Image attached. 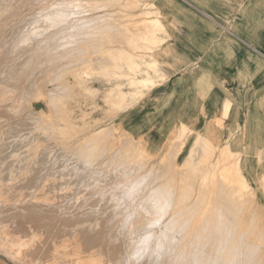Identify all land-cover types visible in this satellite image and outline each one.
<instances>
[{
  "label": "rangeland",
  "instance_id": "rangeland-1",
  "mask_svg": "<svg viewBox=\"0 0 264 264\" xmlns=\"http://www.w3.org/2000/svg\"><path fill=\"white\" fill-rule=\"evenodd\" d=\"M15 40L26 60L0 76L15 98L0 111V178L18 156L56 180L53 201L148 194L155 241L169 236L138 264H228L207 254L227 235L250 256L235 264H264V0H0V49Z\"/></svg>",
  "mask_w": 264,
  "mask_h": 264
},
{
  "label": "bare ground",
  "instance_id": "bare-ground-1",
  "mask_svg": "<svg viewBox=\"0 0 264 264\" xmlns=\"http://www.w3.org/2000/svg\"><path fill=\"white\" fill-rule=\"evenodd\" d=\"M57 19H54V20H57ZM96 19H98V18H96ZM49 21H52V20H49ZM58 24L60 25V23H58ZM52 25L54 27V24H52ZM51 29H53V28H51ZM54 29H56V28H54ZM32 33H35V31H33ZM45 34H47V33H45ZM39 37H40V34H39ZM20 38H23V37H20ZM43 40L44 39H42V41ZM39 41L41 42V40H39ZM47 41L48 40H46V42ZM4 42H8V41H5L4 40ZM5 44H3L4 46H2V48L0 49V76L3 78L2 80L13 81L18 76L17 68L20 65H23L22 64L23 61L26 60V59L23 58V55H25L23 53V49L24 48L22 49L21 46H19L17 44L16 40L9 42V44H7V43H5ZM39 47H40L39 49H41V46L40 45H39ZM34 51H35V49H34ZM25 52H27V51H25ZM28 55H29V53H28ZM32 56H34V55H32ZM32 56H30V57H32ZM26 62H28V61H26ZM12 66H16V68L15 67H12ZM25 67H27V66H25ZM23 72L20 73L21 76H22ZM53 77H54V75H53ZM2 80H0V81H2ZM17 80H19V79H17ZM8 83H10V82H8ZM10 84H12V82ZM13 85H14V83H13ZM13 85H11L12 88L14 87ZM11 87H9V88H11ZM14 88H18V87H14ZM15 96H17V95H15ZM16 98H18V97H16ZM13 99H15V98H14V94H12V91H8V90H6V88L4 90L3 89L0 90V111L3 108H7L6 110H9V108L12 105ZM114 103H116V102H114ZM7 112H5V113H7ZM3 113L4 112L2 111V115H4ZM4 116L9 117L8 115H4ZM1 117H3V116H1ZM10 120H12V119H10ZM0 123H2V120L0 121ZM12 158L13 159H11V161H10V164H12V165L9 164L10 167H8V169L5 172V174H3L2 178H0V193H1L2 190L7 189V190H4V191L5 192L8 191L10 193L9 196L12 197V199H11V198H9L7 196H4L5 198L7 197L9 200L11 199L10 202L7 203V201H9V200L8 199L7 200H5V199L4 200L3 199L1 200V198H2L1 196L7 195L8 192H6V193L3 192V193H5L3 195L0 194L1 195L0 196L1 197L0 198V249L6 251L4 255H6V253L8 252L7 255L9 254L10 255L9 257H11V258L12 257L13 258L15 257V258H17V261L19 259L20 261L24 262L25 264H138L139 261L141 259H143L144 257H146V255L148 253L150 255V253L152 251L151 250V247L155 248L157 245H158V247H160L161 245L164 244V240H166L167 237L169 236V235L166 234L167 236H166V238H164L163 241H162V239L160 241L158 240L157 242L159 244H157V242L155 241L156 232L154 230L156 229V227L159 228L158 225L160 224L161 218H163V216H162V210H160V208H157V207H155V208H152L151 207L150 208V206L148 205V201H149V198H150L148 196V194H146L145 196H143L142 199H141V201L139 200L138 202H132V201L130 202L129 201L130 199H128V201L121 200V197L122 196L119 197L120 194H117V195H119V196H117L116 195V192L115 193L113 192L115 195H110V196H107L106 195V197H108L106 199H109V200L103 202V205L100 206L99 205L100 202L99 203H96L94 200H90V201L89 200H86L88 198V196H87L86 189H85L84 191H85L87 197L84 196V198H82V197H79V195H78L79 199L76 197L78 200H70L69 199L70 201H68V200L67 201L66 200L61 201L60 200V202H58L59 199L58 200L56 199L57 201H55V199H54V201H53V200H51V194H52V192L50 191V193H48V191H49L48 189H52V187H53V183L54 182L52 183L50 181V180H53V179H49L50 182L49 181L48 182L46 181L47 183L44 182L45 179H44V176H43V172H42V170H40L41 168L38 167V165H37L38 163L37 164H34V165H29V163H26V165L25 164L23 165L21 163L23 162L24 158L19 159L18 156L12 157ZM40 164H42V162ZM74 168H76V167H74ZM221 171H222V169H221ZM83 173H84V171H83ZM222 177H223V173H222ZM114 178H116V177H114ZM214 178H215V176H214ZM65 179H66V181H70V178L67 179L66 176H65ZM118 179H120V178H118ZM4 180H6L5 182H7V183H5ZM58 180H62V179L61 178L60 179L58 178ZM115 180H114V182H115ZM219 180H221V179H219ZM53 181H55V183H56V180H53ZM127 181H129V180H127ZM143 181H144V178H143ZM119 182H120V180H119ZM132 182H133V184H130V185H134L135 182L134 181H132ZM213 183H216V182H213ZM43 184H45V186ZM107 184H108V182H107ZM233 184H234V182H233ZM93 185H94V183H93ZM69 186H71V185H69ZM69 186H67V187H69ZM115 186H117V185L115 184ZM164 186H166V185H164ZM42 187H43V189H47V190L44 191V192L43 191H40V190H42ZM219 187H220V185H219ZM99 188H100V186H99ZM158 188L160 190H162L161 189L162 187L161 188L158 187ZM68 189H71V187L68 188ZM133 189H134V187H133ZM228 189L231 190V188H228ZM53 191H56V190H53ZM58 191L59 190H57V192ZM63 191H67V189H65V190L63 189ZM72 191H73V189L70 192H72ZM80 191L81 190H79V192ZM82 191H83V189H82ZM87 191H88V189H87ZM126 191H127V187L124 188V192H126ZM131 191H130V193H131ZM157 191H158V189H157ZM226 191H228V190H226ZM262 191H264V189ZM70 192H68V193L70 194ZM159 192H155L154 195L156 193H159ZM164 192H166V191H164ZM54 193H56V192H54ZM85 193H83V194L85 195ZM100 193H99V195H100ZM106 193H107V191H106ZM161 193L163 194V192H161ZM88 194L91 196L92 193L89 192ZM54 195H56V194H52L53 198H54ZM60 195L62 197V194H60ZM96 195L98 197V194H96ZM134 195H135V193H134ZM184 195H185V192H184ZM61 197H59V198H61ZM125 197L126 196H124V198ZM210 197H209V199H210ZM232 197L233 196H231L230 198H232ZM234 197L237 198V194ZM57 198H58V196H57ZM74 198H75V196H74ZM74 198H72V199H74ZM157 198H160V197H157ZM167 198H168V196H167ZM167 198H165V199H167ZM63 199H64V197H63ZM89 199H90V197H89ZM99 199H96V200L99 201ZM147 199H148V201H147ZM152 199H153V197H152ZM4 201H6V202L4 203ZM11 201H12V203L14 201V203H13V205H11V207H9L8 205H10ZM156 201H157V199H156ZM156 201H155V203H156ZM209 202H208V204H209ZM160 203H161V201H160ZM200 204H201V202H200ZM222 204H223V202H222ZM97 205H99L100 207H98ZM163 205H165V203ZM232 205H233V201H232ZM229 207H230V205H229ZM41 211H45V212H47V214H50L48 216L42 215V217H46V220H44V218L42 219L41 216H40L41 219H38L39 215H38V217H35L36 213L37 212H41ZM206 214H207V212H206ZM220 215H219V217H221ZM222 217H223V215H222ZM203 220H204V218H203ZM218 220H220V219H218ZM228 222H230V220H228ZM238 222H239V220H238ZM216 223H217V220H216ZM220 223L222 224V222H220ZM221 224H220V226H221ZM226 224H227V221H226ZM163 226H165V225H163ZM231 226H233V225H231ZM206 227H205V229H206ZM226 228H229V227H226ZM170 231L174 232L173 237H176L178 235V233L182 232V231L179 232L178 229L177 230L174 229L173 223H171ZM229 232H230V230H229ZM166 233H168V232L166 231ZM230 233H228V234H230ZM164 234H165V232H164ZM75 235H79L80 236V237H78V239L80 238L79 239L80 241L75 237L76 240H78L79 242H77V241L76 242L75 241L70 242V241H72V238H74ZM160 235L161 234H159V236ZM234 235H235V233H234ZM242 235H243V233H242ZM163 236H165V235H163ZM201 236H202V234H201ZM231 236L232 235H230V236L227 235L225 237L224 236L221 237V239L218 240V242H216L215 245L212 247L213 249L211 248L212 249V253L211 252L210 253H207L208 254V257L211 259L212 258V255H214L215 253H217V256L219 255L218 258H221L223 256V258L228 261V264H235L237 262L239 263L240 261H242L244 259H247V257L249 255L248 254H245V251H244V248L245 247H244V244L242 243V240H240V239H238V240H235V239L232 240L233 238ZM190 237H191V235H190ZM203 238H204V236H203ZM218 238H219V236H218ZM69 239H70V241H69ZM107 239L108 240L110 239L111 242L110 241L107 242V243H110V244H107L106 243V240ZM184 239H185V243L186 244H188V243L191 242L190 241L191 239H188V238L186 239V236H185ZM179 240H180V238H179ZM95 241H98V242L99 241H102L103 244L101 243L102 245H100L99 244L100 242L97 243ZM173 242H175V241H173ZM97 244H99V245H97ZM172 244H174V243H172ZM193 249H195V247ZM173 250L171 249L169 251H172L173 252ZM224 250H225V252H224ZM229 250H230V252H229ZM252 250H254V249H252ZM4 251H2V252H4ZM193 251H195V250H193ZM195 252H197V249H196ZM195 252H191V254L189 252V255H190V258L191 259H193L192 257H194L195 260H196V258H199L200 256H202V255H198V253L196 254ZM222 252H224V253H222ZM180 254H179V257H180ZM184 254H185V252H184ZM176 255H178V254H176ZM164 256H166V254ZM185 256H187V255H185ZM224 256H226V257H224ZM147 257H149V256L147 255ZM208 257L206 258V260L208 259ZM150 258H151V255H150ZM157 258H155L154 261ZM182 258H184V257H182ZM223 258H221V259H223ZM249 258H250V256H249ZM175 259H176V257H175ZM210 259H209V261H210ZM150 261H152V260L150 259ZM161 261H162V258H161ZM175 261L176 260H174V262ZM182 261H184V260H181V262ZM24 263H22V264H24ZM198 263H199V261H198Z\"/></svg>",
  "mask_w": 264,
  "mask_h": 264
},
{
  "label": "crops",
  "instance_id": "crops-1",
  "mask_svg": "<svg viewBox=\"0 0 264 264\" xmlns=\"http://www.w3.org/2000/svg\"><path fill=\"white\" fill-rule=\"evenodd\" d=\"M240 39H241V38H240ZM243 40H244V39H243ZM243 40H242V41H243ZM248 44H249V43H248ZM250 44H251V43H250ZM263 117H264V116H263Z\"/></svg>",
  "mask_w": 264,
  "mask_h": 264
},
{
  "label": "water",
  "instance_id": "water-1",
  "mask_svg": "<svg viewBox=\"0 0 264 264\" xmlns=\"http://www.w3.org/2000/svg\"><path fill=\"white\" fill-rule=\"evenodd\" d=\"M0 264H4V263L0 262Z\"/></svg>",
  "mask_w": 264,
  "mask_h": 264
}]
</instances>
